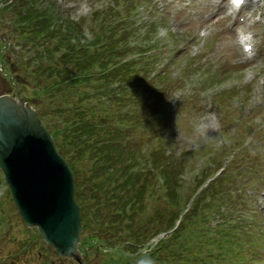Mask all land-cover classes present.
I'll use <instances>...</instances> for the list:
<instances>
[{
    "label": "rangeland",
    "instance_id": "obj_1",
    "mask_svg": "<svg viewBox=\"0 0 264 264\" xmlns=\"http://www.w3.org/2000/svg\"><path fill=\"white\" fill-rule=\"evenodd\" d=\"M111 1L41 0V6L46 7V13H60L63 19L76 22L78 27L81 25L84 38L90 39L103 20L101 12L107 6L114 11L120 10V5L124 4V0H114L117 4L113 5L110 4ZM131 1L134 6L133 21L136 22L137 29L129 37L128 43L123 42V46L127 48L125 54L138 49L149 50L152 45L151 47L157 48V58L153 55L149 59L145 56H134L133 59L129 57L126 58L125 65H135L134 72L140 74L137 77L142 81L146 79V82L153 85L159 79V74L165 72L169 75L162 93L159 92L162 97L161 105L164 104L165 107H161L154 117L138 127L139 124L135 126L130 122L133 116L129 113L128 106L113 103L112 114H106L105 111V114L100 113L109 123H102L101 118L93 123L102 124L101 128H97L98 132V129L104 130L107 126L113 130L111 122L121 121V118L126 120L118 127L123 134H117V139L121 143L128 136L139 140V145H134L132 151L136 152L137 157L139 148V155L142 157L140 167L150 170L153 183L144 194L142 207L135 203V208H139L132 217L133 220L123 218L122 228L106 233L101 229L99 220L90 216L91 212L85 216L91 225L81 234L87 248L85 264H119L121 258L117 252L125 250L136 239V236H130L125 227L127 225H130L134 235L137 233L139 242L143 243L151 238L153 229L160 228V224L161 227H166V218L160 216L169 202H165L166 196L160 186L166 174L173 170L178 172L174 185L176 202L178 198L179 201L185 200L187 194L189 198H195L199 193V183L204 179L211 181L208 192L203 194L206 200H210L211 206L205 229L206 237L217 234L222 228L231 241L232 251L241 255L244 264H264V0L256 3L249 0L237 18L224 16L226 0ZM148 5H153V12ZM1 23L0 37L8 45L3 59L8 63L0 71V94H3L10 88L9 75L23 81L27 87L31 85V80L30 77L22 79L25 75L14 54V50L19 49L12 44V24L7 25L5 20ZM235 29L251 36L255 48L252 58L244 57L235 37ZM202 30L208 33L204 37L199 35ZM149 31L150 37L144 38ZM87 40H83V43L86 44ZM151 40H155L156 45ZM112 46L115 47L113 43ZM0 48L3 49L4 46L0 44ZM117 54L115 47L114 55ZM125 54H122L123 57L128 56ZM122 60L121 58L120 62ZM120 62L116 58L112 59L106 70H112ZM147 64H150L148 71L145 67ZM105 78L109 77H104L101 82H105ZM109 81L111 84L101 91V96L90 99L87 107L86 101L82 100L83 110H96L99 105L107 107L111 103L112 94L128 99L132 92L129 85L114 83L113 79ZM123 81L126 82L125 78ZM65 92L66 96L73 95L69 90ZM20 93L24 95L22 87ZM84 93L87 91L84 90ZM89 94L93 95L92 92ZM118 107L129 110L117 112ZM63 110V116L68 119L64 115L67 112ZM131 110L137 118L139 106L135 104ZM78 111L81 112L79 106H75V115ZM122 112L125 115L118 116ZM116 117L119 120H115ZM61 120L60 116L58 122ZM127 126L130 128L127 129ZM96 127L100 126L97 124ZM99 134L101 136L103 133ZM100 136L98 141L102 139ZM158 136L161 143L156 142ZM154 145L164 147L161 164L155 168L150 158L148 162L146 159L148 149L153 150ZM127 149L130 150L128 147ZM88 165L91 166L92 163ZM80 175L84 179L87 177L83 172ZM202 185L205 187L206 182ZM5 188L6 184L0 173V264H74L58 257L43 242L35 228L29 229L24 225L10 194L5 193ZM90 189L84 191L88 196L92 194ZM194 192H197L196 195H191ZM103 195L101 191L94 199L91 198L88 206L91 207L97 199L103 200ZM186 208L181 206L180 210ZM151 216L154 219L152 223L148 222ZM104 223L108 221L105 220L102 227ZM117 229H120V234L124 233L123 238H119V234H116L118 238L113 235ZM125 229L128 230L127 233L123 231ZM92 238L98 240L97 254L93 248L96 243L91 241ZM123 263L126 264V261Z\"/></svg>",
    "mask_w": 264,
    "mask_h": 264
},
{
    "label": "trees",
    "instance_id": "obj_2",
    "mask_svg": "<svg viewBox=\"0 0 264 264\" xmlns=\"http://www.w3.org/2000/svg\"><path fill=\"white\" fill-rule=\"evenodd\" d=\"M133 8L131 0H124L120 10L114 11L113 8L107 6L100 14L103 20L99 24L98 31L94 33L93 38L88 39L84 38L80 28L74 22L63 19L60 13H46V7L41 6V0H12L8 5L0 6V24L2 25L3 20L8 22L7 25L12 24L10 30L12 41L22 49L20 60L17 63L23 68L22 72L25 76L22 79L26 80L30 77L31 80L29 87L20 80H13V83L16 81L19 87L26 89L29 102L38 109L39 116L54 139L57 151L68 161L76 177V189L79 190L85 183H88L91 195L101 191L104 193L103 207L96 210L93 204L91 207L88 206L90 197L82 193L83 188L79 195L83 198L80 203L84 214L87 215L93 211L101 221H108L103 227L100 225L106 233H111L118 227L122 228L123 218L133 220L132 217L137 214L135 212L138 208L142 207L144 194L149 190L153 181L150 170L144 167L137 169L141 155H139L138 148L136 157V152L132 151V148L134 145H139L138 139L128 136L123 140L124 143H121L117 139V134H123L118 129L119 124L111 122L110 126L113 130L107 126L104 130L98 129L96 132L102 124L93 122L101 118L102 123H109L100 113L112 114L114 111L111 109V104L113 103L130 108L129 113L133 116L130 122L135 126L154 117L161 107L163 109L165 107L164 104L161 105L162 97L159 94L165 87L166 78L163 74L158 75L160 80L156 79L153 85L146 82V79L145 81L139 79L137 76L140 74L134 72L135 65L127 67L131 63L125 65L126 61L123 60L114 65L112 70H106L112 59L116 58L118 62L121 61V55L127 50L123 42L128 43L129 37L137 29L136 23L132 20L133 14L130 13ZM55 9L58 10L57 7ZM83 40H87V43H83ZM112 43L118 51L116 56ZM2 44L5 43L2 42ZM1 52L0 50V56L3 54ZM143 55L145 54L140 53L139 56ZM151 55L157 58L156 54ZM1 65L4 68L3 62ZM149 65H145L147 71ZM101 71L102 75H100ZM9 77L12 76L9 75ZM104 77L109 78L101 82ZM124 78L126 82L123 81ZM110 79H113L114 83H126L132 88L128 99L119 96L116 98L108 90L112 95L111 103L107 107L99 105L96 110L91 108L83 110L82 100L86 101L85 107H87L90 99L99 98L101 91L111 84ZM67 85L69 87H64ZM114 89L119 90L120 87ZM65 90H69L73 95L66 96ZM84 90L87 93H84ZM90 92L93 93L92 96ZM135 104L140 108L137 118L131 110ZM75 106H79L81 111H78L76 115ZM129 108L120 109L118 107L117 112L129 110ZM63 109L67 112L64 115L68 119L63 116ZM86 112L88 115H85ZM59 115L62 117L60 122H58ZM123 115H125L123 112L118 114V116ZM86 117L94 119L87 120ZM115 120H119L118 117ZM120 120L116 122L126 121L122 118ZM97 124L100 127H96ZM99 132L103 134L100 136ZM99 136L102 137L100 141H98ZM156 142L161 143L160 136L157 137ZM152 149L149 152V158L155 168L161 164L164 147L154 145ZM88 163L92 165L89 166ZM82 172L87 176L85 179L80 175ZM176 177L177 173L173 170L164 178L165 202L169 204L166 205L160 217H165L167 224L165 228L160 224L159 229H153L152 235L160 231L169 232L149 248L144 255L146 256L144 264H244L241 255L232 251L231 241L227 239V232L224 229H219L217 234L209 238L205 235L211 206L210 200H206L203 194L207 193L208 189L199 198L197 197L192 208L182 211L180 210L181 205H176L178 203L175 201ZM100 201V199L96 200L97 203ZM135 203L139 204L138 208H135ZM173 207L176 209L173 210ZM180 215L181 219L175 225ZM153 220L151 216L148 222L152 223ZM87 227L91 225H87L85 221V229ZM125 227L129 230L130 236H136V239L131 241L126 250L120 251L122 261L126 258L125 254L135 252L143 244L139 242L137 233L135 235L132 233L130 225ZM127 229L123 231L127 233ZM119 230L117 229L113 235L119 234V238H123L124 233L120 234ZM116 238H118L117 235ZM92 240L96 239L92 238ZM138 257L135 256L132 262Z\"/></svg>",
    "mask_w": 264,
    "mask_h": 264
},
{
    "label": "water",
    "instance_id": "obj_3",
    "mask_svg": "<svg viewBox=\"0 0 264 264\" xmlns=\"http://www.w3.org/2000/svg\"><path fill=\"white\" fill-rule=\"evenodd\" d=\"M0 167L25 224L37 227L59 256L84 264L73 173L19 92L0 96Z\"/></svg>",
    "mask_w": 264,
    "mask_h": 264
},
{
    "label": "snow or ice",
    "instance_id": "obj_4",
    "mask_svg": "<svg viewBox=\"0 0 264 264\" xmlns=\"http://www.w3.org/2000/svg\"><path fill=\"white\" fill-rule=\"evenodd\" d=\"M238 2H239V0H238Z\"/></svg>",
    "mask_w": 264,
    "mask_h": 264
}]
</instances>
